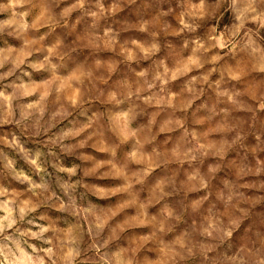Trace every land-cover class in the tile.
I'll return each instance as SVG.
<instances>
[{
    "label": "clouds",
    "instance_id": "9594fccd",
    "mask_svg": "<svg viewBox=\"0 0 264 264\" xmlns=\"http://www.w3.org/2000/svg\"><path fill=\"white\" fill-rule=\"evenodd\" d=\"M0 264H264V0H0Z\"/></svg>",
    "mask_w": 264,
    "mask_h": 264
}]
</instances>
